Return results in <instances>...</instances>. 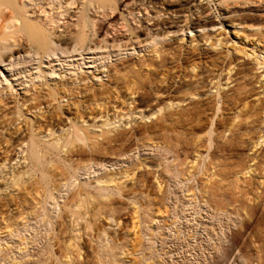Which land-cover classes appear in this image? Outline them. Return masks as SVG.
Listing matches in <instances>:
<instances>
[{
  "label": "bare ground",
  "instance_id": "6f19581e",
  "mask_svg": "<svg viewBox=\"0 0 264 264\" xmlns=\"http://www.w3.org/2000/svg\"><path fill=\"white\" fill-rule=\"evenodd\" d=\"M176 1L0 0V63L7 62L6 69L19 66L10 63L21 55L33 54L42 64L58 52L69 59L107 49L121 55L134 50L129 41L152 46L136 65L102 66L85 78L61 72L59 81L33 83L39 71L44 79L57 74L51 68L47 77L40 66L13 74L21 76L24 90L12 102L0 100V238L42 230L50 264H82L79 242L85 234L98 245L94 264H103L104 231L96 223L119 226L116 196L143 197L153 204L151 222L167 219L169 178L189 182L199 173V201H215L216 212L241 218L233 240L240 253L249 230L264 229V0H216L217 14L201 19L211 10L185 7L177 14L170 8ZM216 27L213 34L186 39V47L183 37L175 47L160 43L171 34ZM144 148L172 153L173 163L164 164L163 155L143 158L92 182L79 180L89 178L93 166L118 163ZM150 184L152 199L142 191ZM135 203L132 229L139 226ZM19 241L32 242L27 236ZM106 250L114 263L123 255ZM0 263L21 264L6 257Z\"/></svg>",
  "mask_w": 264,
  "mask_h": 264
},
{
  "label": "rangeland",
  "instance_id": "374dc122",
  "mask_svg": "<svg viewBox=\"0 0 264 264\" xmlns=\"http://www.w3.org/2000/svg\"><path fill=\"white\" fill-rule=\"evenodd\" d=\"M210 1L211 0H202V2L199 3V0H179L170 3V8L176 9L177 14H179L182 11H185V7L193 10V8L197 6L205 11H207V9L211 10L209 13L202 15L200 19L212 18L213 15L215 16L217 14L215 12L217 3H214L216 0H213L211 3ZM191 20L194 21L195 17ZM217 28L218 27L215 29L206 28L203 31L195 30L192 33L186 31L180 37L177 34H171V39L161 40L160 43L165 45V47H175L177 45L175 42L176 39L183 37L184 43H181L186 47V39H189L190 37H197V39H199V35L213 34L216 32ZM227 31L228 29H226V33ZM227 36L232 39L231 35L228 34ZM123 38L125 37H121V39ZM94 39L96 42L101 41V36L95 37ZM141 39H143V37ZM125 42L126 39H123L120 44L122 45ZM237 42L239 44V40H237ZM125 44L129 47L130 45L135 46L134 50H128L121 55H118L114 51H110L108 49L95 50L94 55L92 56L77 55L72 57V54L69 55V59H65V57H67L66 54L63 56L60 52H58L57 55L45 57L42 60V64L39 63L38 58L33 54L21 55L19 58H15L14 60L12 59L10 63V66L15 65L16 63H18L19 66L13 68L11 67L9 69L5 68L7 62L0 63V100H3V103L12 102L23 92L24 89L19 88V85L22 82L21 76L18 79H12L13 74H16V71L17 74L21 73L24 75L25 73L32 72L35 68L40 66V68L44 70L45 75H48L46 74V70L51 68L57 73L53 77H49L48 75L47 77L49 78L44 79L41 71H39L37 73L39 79L34 80L33 83L59 81V73L61 72H65V76L68 79H74L78 76L85 78L98 74L102 66H104V70H106V68L112 69L113 67H119L120 64L136 65L142 57H148L147 53L152 48V46H136L135 41H129ZM108 45L109 44H107V46ZM62 59L67 60V62L63 65L64 67H59L60 62L63 61ZM90 62L92 63L90 64ZM239 62L243 61L240 60ZM10 80H12V86ZM100 81L101 80L98 79L96 83H99ZM103 81H107L105 76H103ZM160 155H163V157L167 160L162 161L164 164H169L170 162L173 163L172 153L165 155L162 154V152L156 150L154 151L152 148H144L136 151V153H130L123 156L120 158L121 161L118 163L113 161L114 163L112 162V164L104 163L97 167L93 166L90 171V177L87 178L86 176L80 175L79 180L92 182L94 178L102 176L106 172H114L119 167L128 168L133 163H136L139 159L143 158L156 161L159 159ZM207 161L208 160H205L204 163H207ZM200 177L201 175L199 173L194 176V180L192 179L189 182H173L174 180H170L169 178V184L167 183L168 185L166 186V199L165 202H163L164 206H166L169 210V217L167 219L158 216L156 221L151 222L150 208L153 207V204L148 205L147 200L143 197H138L136 200H127L116 196V205L119 208L120 216L119 226L112 228L107 226V223L101 220L96 223L97 228L100 231H104V233L101 234V241L102 239L105 240L103 245L106 246V248L99 252V258L102 263L264 264V229L262 226L259 225L260 227L256 226L253 229H250L249 232L251 234L249 239L247 237L248 235L243 237L241 243H243V241L246 242L243 247L244 249H242V253H240L238 248L233 244V240L241 218L239 219L234 217L235 215L229 216L227 213L223 212H216L215 201L202 204V202L199 201L202 197L199 184L202 186V183L197 181ZM148 180L151 181V175L148 176ZM154 188L155 187L151 184L145 185L142 187V191L148 192L150 195L149 198L152 199L154 198L153 195L156 193ZM189 189L194 191H192L194 193V198L187 203L188 199L185 195ZM72 192L73 190H70L65 197H68V195ZM160 198L157 197L155 202H158ZM227 200L222 203L224 204L230 201ZM131 203H135V206L139 208L136 220L139 222V226H135L134 229L130 226L133 208L130 205ZM51 210H53L52 221L55 222L57 221V216L60 212L59 207ZM172 220H176L175 225L169 227L166 226L170 224ZM136 221L134 222L136 223ZM47 228L49 229V226ZM150 233H152V236L149 235ZM43 234L44 232L42 230L38 235H36L35 232L28 230L24 232H17L12 238H5V236H2L0 238V262L4 257H6L8 260H14L16 262L20 261L21 264H50V260H46L47 255L45 251L49 242H46L43 239ZM91 234L93 236V231ZM25 236H27L29 240H32L31 244L20 245L19 240ZM110 239H112V241ZM113 242L116 243L113 244ZM79 245L81 247V263L94 264L95 259L93 258V252L94 249L98 247L96 242L91 241V238L84 234L83 237H81ZM110 247H112L114 253H117L119 250L123 252V255H117V261L115 263L112 254H108L106 252V249ZM22 248L25 249L22 251ZM55 249L56 248H53V250Z\"/></svg>",
  "mask_w": 264,
  "mask_h": 264
}]
</instances>
